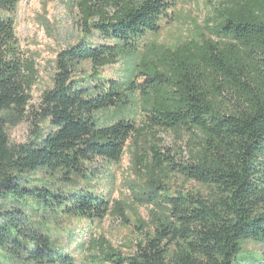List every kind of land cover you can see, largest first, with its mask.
Here are the masks:
<instances>
[{"label":"trees","instance_id":"1","mask_svg":"<svg viewBox=\"0 0 264 264\" xmlns=\"http://www.w3.org/2000/svg\"><path fill=\"white\" fill-rule=\"evenodd\" d=\"M20 1L0 0V264L4 258L70 264L24 209L34 204L44 213L86 220L106 215L108 203L75 187V179L87 178L85 166L95 160L116 161L138 131L123 120L98 124L95 115L116 109L122 95L118 82L94 70L113 62L115 47L134 50L157 34L174 0H80L81 27L108 43H79L58 53L53 86L40 96L39 121L47 130L12 144L2 115L23 113L36 82L14 33ZM214 12L206 26L213 23L218 40L163 50L142 65L135 88L152 97L147 127L187 138L182 161L152 147L154 162L194 188L162 190L170 221L131 255L93 242L104 264H244L246 244L264 246V0H227ZM83 66L91 67L96 82L77 77ZM38 172L66 186L49 190L26 179Z\"/></svg>","mask_w":264,"mask_h":264},{"label":"rangeland","instance_id":"2","mask_svg":"<svg viewBox=\"0 0 264 264\" xmlns=\"http://www.w3.org/2000/svg\"><path fill=\"white\" fill-rule=\"evenodd\" d=\"M80 0H23L13 14V27L20 49L31 61L36 72V82L31 89L29 107L23 113L9 112L2 115L6 135L12 144L28 142L39 129L47 130L39 121L40 96L53 86L55 61L63 49L79 43L107 44L106 41L91 37L81 27L77 4ZM135 2L138 0H128ZM227 0H174V8L161 24L159 32L147 35L138 48L115 47L114 60L104 68L94 70L97 77L118 82L122 102L116 109L97 113L95 118L100 126L112 124L115 120L134 124L137 133L124 143L119 158L114 162L95 160L85 166L87 178L75 179V187L87 189L108 203V211L102 219L86 220L68 218L51 212L44 213L37 205L30 204L25 212L31 219L42 225L49 235L54 249L70 264H104L93 250V242L103 240L117 253L129 256L135 245L170 221V209L161 193L193 190L192 184H184L179 176L174 177L164 166L157 165L151 154L152 147L163 156L182 161L186 156V136L150 129L144 121L152 97L149 93L136 90L137 83L153 57L163 50L193 42L201 44L204 39L218 40L214 34V7ZM88 34V35H87ZM90 66H83L77 77L94 75ZM182 152V153H181ZM29 182L45 184L49 190L64 187V181L44 175L41 172L27 175ZM120 209L121 214L114 211ZM244 264H264V246L246 244ZM1 264H22L6 258Z\"/></svg>","mask_w":264,"mask_h":264}]
</instances>
